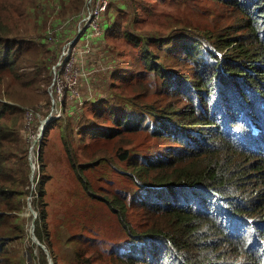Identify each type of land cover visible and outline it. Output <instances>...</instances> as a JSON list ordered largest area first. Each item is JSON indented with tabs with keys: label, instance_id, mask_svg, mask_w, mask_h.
<instances>
[{
	"label": "trees",
	"instance_id": "1",
	"mask_svg": "<svg viewBox=\"0 0 264 264\" xmlns=\"http://www.w3.org/2000/svg\"><path fill=\"white\" fill-rule=\"evenodd\" d=\"M155 1L158 5L147 8L148 18H139L136 13L133 20H120L118 28L127 32L131 28L139 29L143 22L163 27L170 16L180 19L184 25L190 23L189 18L181 19L184 13L176 16L170 12L169 7L173 5L166 0ZM190 1L230 8L243 18L238 30L242 33L230 36L213 32V28L204 27L200 22L196 28L206 32H198V35L209 34L214 42L210 47L199 49L202 42L192 32H178L175 28L164 32L165 39L178 33L185 35L187 55H194L200 62L193 79L167 69L158 61L149 48L154 39L148 40L143 35L127 38L142 49L144 70L126 77L128 87L124 92L129 87L139 91L141 85L167 79L168 86L183 95L186 104L179 109L171 106L168 112L161 114L153 104L147 103L145 116L140 112L116 116L117 125L123 128L109 134L110 137L119 134L124 138L127 132L147 129L153 137L167 139L177 148L163 155L160 154L165 148L156 150L152 158L139 166L153 184L160 187L143 197L138 196L137 201L147 216L145 223L133 225L125 200L119 197L106 200L130 238L129 249L116 255L108 252L104 255L94 246V252L86 253L83 264L98 261L107 264H264V0H184V5ZM163 6L166 9L161 8ZM111 10L112 0L102 17L104 32L93 40L100 57L95 64L102 63L103 70L93 74L92 80L84 81L79 103L65 97V113L46 126L38 150L40 158L48 127L64 120L74 121L89 105L107 99L109 87L118 78L120 60L113 56L108 45L109 35L117 24L114 11L112 20ZM41 11L46 19V36L52 31L59 38L54 47L48 44L54 53L46 54V58L52 64L63 43L77 33V24L86 11V0H43ZM230 28L226 26L225 30L229 32ZM12 52V47L6 48L3 58L7 61ZM144 95L149 96V93ZM122 99L126 98L122 96ZM135 101L141 105V97L129 96L125 101L127 108L131 109ZM48 102L47 98L46 106ZM148 115L153 116L154 123L143 126ZM5 134L6 124L0 119V169L6 163V156L1 152L7 146ZM24 138L27 152L25 135ZM65 150L71 155L78 179L91 192L84 165L72 155L70 143H65ZM119 157L127 160L128 150L120 152ZM40 158L37 181L41 177ZM26 165L29 179L28 159ZM21 171L25 177L26 169L23 167ZM23 194L17 192L15 200L0 196V264H27L25 258L12 254L6 240L8 236L3 235V232H11L17 239L23 237L21 226L13 222V219L18 220L17 215L6 220L4 213L6 206L20 212L24 206ZM44 196V184L40 181L33 200L34 206L41 209L35 221V233L52 252L47 241ZM41 252L42 263L48 264L46 255ZM76 255L81 260L79 251Z\"/></svg>",
	"mask_w": 264,
	"mask_h": 264
},
{
	"label": "rangeland",
	"instance_id": "2",
	"mask_svg": "<svg viewBox=\"0 0 264 264\" xmlns=\"http://www.w3.org/2000/svg\"><path fill=\"white\" fill-rule=\"evenodd\" d=\"M42 1L0 0V119L6 124L4 140L7 144L1 150L3 156H6V163L0 169V196L15 200L17 192H24L21 200L24 206L20 212L8 206L4 208L6 220L17 215L18 220L13 219V222L21 226L23 237L17 239L11 232H3V235L8 236L6 240L9 241L8 247L12 254L25 258L27 264H43L41 251L46 255L48 264H83L86 253L94 252V246L104 255H107L106 252L116 255L129 249L130 238L106 200L115 197L125 200L133 225L145 223L147 216L141 209V203L137 201L138 196L143 197L160 187L155 186L154 181L139 166L152 158L156 150L165 148L160 154L163 155L168 150L177 148L175 143H170L167 139L153 137L147 129L127 132L124 138L119 134L110 137L109 134L123 128L117 125L116 116L131 112H140L145 116L147 103L153 104L161 114L168 112L171 106L179 109L186 104L183 95H179L174 87L168 86L170 82L167 79L141 85L139 91L129 87L124 92L128 87L126 77L144 70L142 49L127 38L143 35L148 40L154 39L153 43H149V48L156 54L158 61L167 69L193 79L197 74L199 61H196L194 55H187L185 35L178 33L165 39L163 33L175 28L178 32L198 35V32H206L196 28L201 22L204 27L213 28V32L234 36L242 33L238 30L243 18L230 8L215 3L203 5L190 1L184 5V0H166L173 5L169 7L170 12L176 16L184 13L181 19L189 18L188 25L170 16L163 27L143 22L139 29L131 28L126 32L125 29L118 28L120 20H133L136 13L139 18L146 19L149 16L147 8L152 9L158 3L155 0H112V20L115 12L117 24L109 35L111 44L108 45L113 56L120 60L118 78L109 87L107 99L96 105H89L85 113L74 121L64 120L48 127L43 141L42 158L39 155L41 177L33 186L30 175L29 179L27 177L28 153L23 120L27 107L43 110L46 106L47 87L51 80V60L46 58V54L51 56L54 53L50 51L46 41ZM130 2L133 4L129 5ZM124 3L128 5L124 6ZM161 8L166 9V6ZM226 26H231L229 32L225 30ZM196 37L202 42L199 49L210 47L214 42L209 34ZM8 47H12L13 52L6 61L3 54ZM147 92L149 96L144 95ZM135 94L141 97V105L135 101L131 109L127 108L125 101ZM122 96L126 99H122ZM39 117L41 114L33 113L30 124L38 127ZM144 119L143 126L154 123L151 115ZM34 134L35 132L32 133ZM16 138L18 141H15ZM65 143L71 144L72 155L84 165V174L91 182V192L78 179L71 164V155L65 150ZM124 150H128L127 160L119 157V153ZM23 167L26 169L25 177L21 171ZM40 181L44 184V208L49 231L47 241L51 244L52 252L37 237L36 222L34 234L45 248L38 245L31 234L34 215L30 207L36 211L37 217L41 210L33 203ZM78 251L81 253V260L77 259ZM94 264L107 263L98 261Z\"/></svg>",
	"mask_w": 264,
	"mask_h": 264
},
{
	"label": "built area",
	"instance_id": "3",
	"mask_svg": "<svg viewBox=\"0 0 264 264\" xmlns=\"http://www.w3.org/2000/svg\"><path fill=\"white\" fill-rule=\"evenodd\" d=\"M109 2L110 0H86V11L77 24V33L63 43L52 67L53 78L49 88L51 99L45 113L37 108H26L24 133L31 157H34L39 149L46 125L65 113V97L79 103L84 81L92 80L93 74L103 70L102 63L95 64L100 57L97 56L93 40L104 32L102 17L108 9ZM49 39L55 44L59 41L58 36L52 31L49 32ZM33 113L41 114L37 119L38 127L30 124Z\"/></svg>",
	"mask_w": 264,
	"mask_h": 264
},
{
	"label": "clouds",
	"instance_id": "4",
	"mask_svg": "<svg viewBox=\"0 0 264 264\" xmlns=\"http://www.w3.org/2000/svg\"><path fill=\"white\" fill-rule=\"evenodd\" d=\"M46 41L50 45V47H54L55 45H57V44H55V43H53V42L50 41V39H49V32L47 33ZM57 57L53 60V63L51 64V72L50 73L52 75H51V80H50V82L48 84V87H47V94H48V99H49L48 105H49L50 99H51V96H50V93H49V88H50V85H51V82H52V78H53L52 67L55 64ZM48 105L47 106H44L43 107V110L41 108H37V107H33V106H29V107H33V108L40 109L42 112L45 113V110L47 109ZM25 114H26V110H25ZM45 129H46V127L44 128L43 135H44ZM23 133H24V128H23ZM24 135H25V133H24ZM27 153H28V161H29V166H30V181H31L32 185L35 186L36 185V182H37V178L39 176V170H40L39 153L37 151V153L35 154L34 157H31L30 156L29 150L27 151ZM32 229H34L33 226H32ZM31 234H32V230H31Z\"/></svg>",
	"mask_w": 264,
	"mask_h": 264
},
{
	"label": "water",
	"instance_id": "5",
	"mask_svg": "<svg viewBox=\"0 0 264 264\" xmlns=\"http://www.w3.org/2000/svg\"><path fill=\"white\" fill-rule=\"evenodd\" d=\"M33 214H34V218H33V223H32V226L34 228V225H35V219L37 217V214H36V211L33 209ZM32 238L34 239V241L37 242L38 245L42 246L43 248H45V245L36 238V235L34 234V229H32ZM49 257V256H48ZM49 259L51 260V258L49 257ZM51 264H53L52 262H50Z\"/></svg>",
	"mask_w": 264,
	"mask_h": 264
},
{
	"label": "bare ground",
	"instance_id": "6",
	"mask_svg": "<svg viewBox=\"0 0 264 264\" xmlns=\"http://www.w3.org/2000/svg\"><path fill=\"white\" fill-rule=\"evenodd\" d=\"M30 210L32 211V213H33V209H32V207H30ZM34 215V214H33ZM32 223H33V221H32Z\"/></svg>",
	"mask_w": 264,
	"mask_h": 264
}]
</instances>
